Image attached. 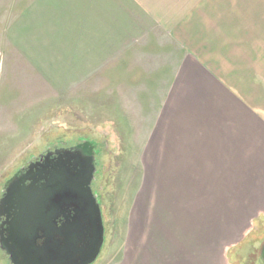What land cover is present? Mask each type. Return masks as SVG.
Returning <instances> with one entry per match:
<instances>
[{
    "label": "rangeland",
    "instance_id": "374dc122",
    "mask_svg": "<svg viewBox=\"0 0 264 264\" xmlns=\"http://www.w3.org/2000/svg\"><path fill=\"white\" fill-rule=\"evenodd\" d=\"M105 1L80 0L77 13L59 15L51 0H0V198L16 173L48 152L93 146L90 186L104 243L91 264L117 263L128 220L143 213L148 186L138 151L153 134L176 66L186 54L217 50L225 40L249 46L258 30L252 13L264 11V0H152L148 6L162 18L144 19L147 26L116 46L101 33L111 24L121 32L124 20L115 19V26L105 18ZM115 33L112 39L121 41ZM261 207L227 229L224 264H260ZM0 264H12L2 249Z\"/></svg>",
    "mask_w": 264,
    "mask_h": 264
},
{
    "label": "crops",
    "instance_id": "0c3cea01",
    "mask_svg": "<svg viewBox=\"0 0 264 264\" xmlns=\"http://www.w3.org/2000/svg\"><path fill=\"white\" fill-rule=\"evenodd\" d=\"M51 1V10L59 15L67 10L77 13L80 4V0ZM149 1L155 3H100L110 11L106 19L124 20L117 28L121 32H113L112 24L104 29V41L125 44L128 35H136L131 31L147 26L144 19L158 22L160 9L148 6ZM258 10L252 13L258 30L249 46L225 40L217 50L201 47L198 54H186L180 69L176 66L153 134L138 151L142 179L148 186L143 213L128 220L121 258L114 264H224L227 229L240 223L242 215L261 211L264 42L258 39L264 30L258 25L264 11ZM113 33L121 34V41L112 39Z\"/></svg>",
    "mask_w": 264,
    "mask_h": 264
},
{
    "label": "water",
    "instance_id": "95a60500",
    "mask_svg": "<svg viewBox=\"0 0 264 264\" xmlns=\"http://www.w3.org/2000/svg\"><path fill=\"white\" fill-rule=\"evenodd\" d=\"M93 148L80 143L48 152L9 180L0 198V214L5 213L0 248L12 264H91L97 259L104 224L90 186Z\"/></svg>",
    "mask_w": 264,
    "mask_h": 264
},
{
    "label": "trees",
    "instance_id": "16d2710c",
    "mask_svg": "<svg viewBox=\"0 0 264 264\" xmlns=\"http://www.w3.org/2000/svg\"><path fill=\"white\" fill-rule=\"evenodd\" d=\"M38 161H42L41 159L40 160H38ZM38 161H36L35 162V164L38 162ZM32 165V164H31ZM34 165V164H33ZM4 196H5V193L3 194ZM0 217H1V220H3L4 218H5V213L3 214V213H1L0 214ZM2 228L0 227V230H1ZM1 250V249H0ZM3 255H5V252L3 253ZM7 256V255H6Z\"/></svg>",
    "mask_w": 264,
    "mask_h": 264
},
{
    "label": "flooded vegetation",
    "instance_id": "af4514ba",
    "mask_svg": "<svg viewBox=\"0 0 264 264\" xmlns=\"http://www.w3.org/2000/svg\"><path fill=\"white\" fill-rule=\"evenodd\" d=\"M263 258L260 259V264H264V256H262Z\"/></svg>",
    "mask_w": 264,
    "mask_h": 264
}]
</instances>
